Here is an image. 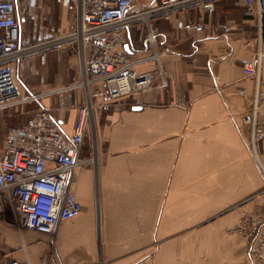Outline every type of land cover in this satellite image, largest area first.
<instances>
[{
    "label": "crops",
    "instance_id": "1",
    "mask_svg": "<svg viewBox=\"0 0 264 264\" xmlns=\"http://www.w3.org/2000/svg\"><path fill=\"white\" fill-rule=\"evenodd\" d=\"M132 1L139 12L159 0ZM73 16V9L62 7L63 26L53 37L70 29ZM185 23L204 30L186 31ZM258 30L244 0H221L213 14L193 7L123 32L121 52L135 59L159 55V63L135 67L137 74L155 73L156 84L110 103L96 99L95 112L99 108L105 118L94 120L97 170L83 166L72 181L83 211L61 222L53 236L15 225L9 211L0 213V264H57L54 253L59 264H257L251 243L264 222V174L242 117L256 84L243 66L256 58ZM38 57L42 75L34 93L44 95L40 103L72 136L84 91H57L81 80L78 53L65 46L31 58ZM23 61L14 72L26 93L23 76L33 61ZM9 121L6 116L0 132ZM87 138L91 130L84 159H90Z\"/></svg>",
    "mask_w": 264,
    "mask_h": 264
},
{
    "label": "built area",
    "instance_id": "2",
    "mask_svg": "<svg viewBox=\"0 0 264 264\" xmlns=\"http://www.w3.org/2000/svg\"><path fill=\"white\" fill-rule=\"evenodd\" d=\"M39 0H0V110L40 103L42 94L18 88L14 65L33 56H46L52 50L75 47L80 59L81 80L60 91L82 89L84 102L79 108L75 131L66 134L62 123L41 104L27 122L11 129L0 151V213L9 211L15 225L53 236L61 222L75 219L83 204L72 188L78 169L96 164L82 157L86 135L92 128L95 101L110 103L145 93L157 82L153 72L137 74L135 67L146 61L159 63L154 53L135 59L120 51L122 33L134 25L155 18H171L178 12L199 7L213 14L221 0H159L155 6L136 12L132 0H56L74 10L71 27L53 38L22 42L24 15L37 7ZM258 21L257 54L245 63L246 76L255 79L250 109L242 122L250 129V144L264 174V0H244ZM191 32L204 30L202 24L185 23ZM224 31L228 27L224 26ZM152 40V39H151ZM162 73L161 69L157 70ZM165 86V82L162 83ZM241 95L247 90L239 89ZM263 148V151L259 149ZM98 163V161H97ZM251 255L264 264V222L254 234ZM53 254L57 264L59 261ZM8 264H27L12 259Z\"/></svg>",
    "mask_w": 264,
    "mask_h": 264
},
{
    "label": "rangeland",
    "instance_id": "3",
    "mask_svg": "<svg viewBox=\"0 0 264 264\" xmlns=\"http://www.w3.org/2000/svg\"><path fill=\"white\" fill-rule=\"evenodd\" d=\"M62 7L60 3L57 1L55 2H49L48 0L41 2L40 5H38L35 9L29 10L30 14L24 15L26 16V20L22 22L21 28H22V41L23 42H35L41 37H47L52 38L55 36V34L59 33V31L62 29L63 23H62ZM32 12V13H31ZM66 28V27H65ZM43 60V58H30L29 60L26 59V61H33L32 67L30 70L26 72V75L23 76L24 82L28 89L32 92L39 91L38 85L41 81V72L40 69V63ZM37 63V65L35 64ZM38 69V70H37ZM15 74V72H14ZM17 83L19 87L22 84L21 79L18 80L16 77ZM33 86L37 87V89H34ZM27 90V89H26ZM63 96H59L58 98H61ZM42 102V101H40ZM96 109V107H95ZM38 110L37 104H25L20 107L16 108H10V109H4L0 110V124L3 122L4 118L7 116L12 120L8 124V128L5 130H1L0 132V142L4 140L7 132H9L11 129L18 128L20 126H11V124H14L16 121H18L19 117L24 119L32 114H34ZM108 111V109H106ZM100 109L98 108L97 111L94 113L92 118V128H91V138H87L86 145H90L89 150V157L90 159H96V164L93 163V166L96 169L98 166L97 159L100 158L99 150H98V139L96 138V130H98V125L95 123V115L100 113ZM105 120L103 116H100ZM93 135V136H92ZM95 136V137H94Z\"/></svg>",
    "mask_w": 264,
    "mask_h": 264
}]
</instances>
